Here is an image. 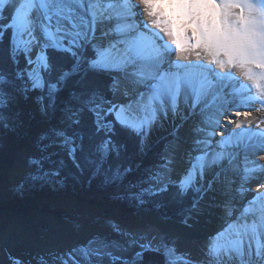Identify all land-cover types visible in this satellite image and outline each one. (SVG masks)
<instances>
[{
  "label": "snow or ice",
  "instance_id": "snow-or-ice-1",
  "mask_svg": "<svg viewBox=\"0 0 264 264\" xmlns=\"http://www.w3.org/2000/svg\"><path fill=\"white\" fill-rule=\"evenodd\" d=\"M54 55L71 67L57 73ZM99 75L107 77L103 87ZM29 100L46 122L38 154L28 157L34 185L63 190L70 177L87 174V186L111 190L140 212L161 213L191 194L180 211L186 228L205 213L220 220L198 257L155 224L137 236L110 219L124 242L97 233L50 253L53 260L140 264L154 253L161 264H264V165L255 159L264 160V120L244 122L264 110V0H0V128L20 129L18 105ZM165 122L172 124L167 146L143 168L152 131ZM121 133L136 138L135 167L122 162Z\"/></svg>",
  "mask_w": 264,
  "mask_h": 264
},
{
  "label": "rangeland",
  "instance_id": "rangeland-1",
  "mask_svg": "<svg viewBox=\"0 0 264 264\" xmlns=\"http://www.w3.org/2000/svg\"><path fill=\"white\" fill-rule=\"evenodd\" d=\"M57 57V55L53 56L54 62L57 61ZM235 76L242 82L245 81L241 74H235ZM112 99H118V97ZM18 107L22 112L23 126L28 130L40 132L46 123L42 117L30 125L25 117L28 112L25 102H21ZM237 119L244 120L242 117ZM260 120H264V116ZM244 122L247 127L249 122ZM257 122H252L250 127H254ZM223 124L230 130H236L234 124L229 125L226 121H223ZM21 128L17 130L0 128V147L3 149V157L6 158L0 162V199L8 197L5 202L0 203V264H10V255L28 264H41L38 259L40 256H45L48 264H59L58 260L52 259L50 253L68 252L79 242L97 233L106 235L108 239L124 242L125 237L116 236L109 229L106 221L110 219L116 220L123 229L137 236L148 225L155 224L160 231L167 234L169 239L175 238L181 249L191 252V243L181 235L171 232L168 220L160 219L161 215H164L163 210L161 213L137 211L114 200L111 190L87 186L81 192L73 190L68 194L50 191L34 199V205L30 204L27 195L23 196L21 193L18 197L24 188L20 189L18 186L21 182L25 185L28 173L32 171L28 164V157L38 154L35 142L31 146L20 140L23 130ZM261 129L264 130V127ZM170 131L171 129H162V134L151 148L160 140L168 139ZM183 132L187 134L186 129ZM215 138L219 139L218 136ZM187 148L188 145H185V150ZM255 159L259 164L264 165V160H259L258 156ZM184 163L183 160L178 161V169H182ZM37 187L40 189L41 185ZM49 206L62 210L66 214L60 216L52 211L47 212ZM167 216L180 223V213H178L179 218ZM216 218L219 219L218 216ZM198 219L194 220L192 225ZM215 228L217 226H213L212 230ZM115 254L128 257L131 255V250L123 253L117 251ZM192 254L194 257L200 256L199 253ZM104 264H109V261L105 259Z\"/></svg>",
  "mask_w": 264,
  "mask_h": 264
},
{
  "label": "trees",
  "instance_id": "trees-1",
  "mask_svg": "<svg viewBox=\"0 0 264 264\" xmlns=\"http://www.w3.org/2000/svg\"><path fill=\"white\" fill-rule=\"evenodd\" d=\"M55 56V55H54ZM56 62L53 61L55 65L56 72L58 73L60 70L63 68H68L71 67L72 61L67 57V56H58L56 58ZM6 67H8L6 65ZM74 81L75 78H73V81H70L69 83V89H71L74 86ZM107 77L105 75H99L95 77V82L103 87V85L106 83ZM68 90H66L58 99V107L63 106L64 103L67 102L68 100ZM26 108L28 110L27 116V121L29 122L30 125L35 123L36 119L41 118L40 113L38 111V106L32 101L29 100L25 102ZM85 121L88 126L91 125V118L86 116ZM57 121L53 120L52 123L55 124ZM23 129V130H22ZM22 132L20 135V140L27 142L28 144H32L35 142L36 136L39 132L33 131V130H28L26 129L25 126L21 128ZM120 142L125 143L127 145V150L122 154V162L125 164H132L135 167L136 161L139 159L138 154H137V141L135 137H132L129 134L126 133H121L118 137ZM168 139H162L160 140L156 145H154L150 151L144 156L143 158V168H148L151 167L153 163L157 162L159 159V155L161 152L164 151L166 143ZM33 146V145H31ZM3 149L0 147V162L2 160H5L6 158L3 157ZM143 168L141 169V173L143 172ZM141 173H137L136 175H140ZM87 179V174L85 176L80 177L79 181L73 180L71 177L68 180V185L65 189L63 190H58L53 187H50L48 185H41V188L38 189L37 186L40 184H33L29 179L24 185L23 190L20 191V194L18 197L23 194V196L27 195L29 197V202L31 205H34L33 200L42 196L44 193L47 192H54V193H59L58 191H61L65 194L70 193L73 190H76L78 192L83 191L86 187L87 184L85 183ZM93 186H96L95 184ZM18 197H16L18 199ZM8 199V197H4L0 199V203L5 202V200ZM191 200V194L183 201L182 204H177V203H170L163 211L164 215H172L173 217L179 218L178 213H180L182 207H187L188 203ZM47 212H54L60 216H64L66 213L63 212L62 210H57L53 209L52 207H47ZM11 264V262H10ZM22 264H28V263H23ZM140 264H161V258L154 253H145L143 261L140 262Z\"/></svg>",
  "mask_w": 264,
  "mask_h": 264
},
{
  "label": "bare ground",
  "instance_id": "bare-ground-1",
  "mask_svg": "<svg viewBox=\"0 0 264 264\" xmlns=\"http://www.w3.org/2000/svg\"><path fill=\"white\" fill-rule=\"evenodd\" d=\"M233 73L234 75L241 74L239 70H233ZM244 82L248 83L247 81ZM262 116H264V110L253 111L252 116L249 118V120L251 121V123L256 122L259 121ZM251 123H249L247 127L252 126ZM261 127L263 128L264 124H260V128ZM162 129L170 130L172 129V124L170 122H165L155 127L150 136V140H149L150 145H152L159 138L160 134H162ZM251 186H252V191L255 192L256 182L252 181ZM249 195H251V193ZM168 223L171 232L181 235L182 238H184L186 241H189L191 243L190 250L192 253L195 252L201 255L200 243L202 242L204 235L207 232L212 231L213 226L219 227L220 220L216 218L214 214L205 213L204 215L199 217V219L194 225H192V228L191 227L186 228L181 223L174 221L173 219H169Z\"/></svg>",
  "mask_w": 264,
  "mask_h": 264
}]
</instances>
